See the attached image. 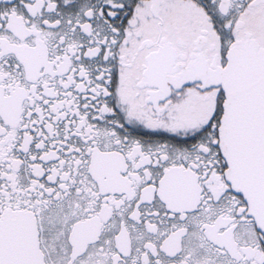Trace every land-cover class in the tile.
Segmentation results:
<instances>
[{
  "label": "snow or ice",
  "instance_id": "6c2138e0",
  "mask_svg": "<svg viewBox=\"0 0 264 264\" xmlns=\"http://www.w3.org/2000/svg\"><path fill=\"white\" fill-rule=\"evenodd\" d=\"M0 264H264V0H0Z\"/></svg>",
  "mask_w": 264,
  "mask_h": 264
}]
</instances>
